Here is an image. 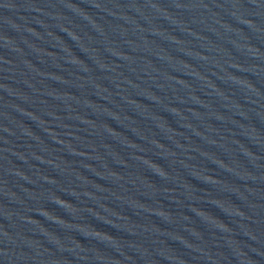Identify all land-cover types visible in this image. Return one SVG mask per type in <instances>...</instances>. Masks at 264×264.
<instances>
[{
  "label": "water",
  "instance_id": "95a60500",
  "mask_svg": "<svg viewBox=\"0 0 264 264\" xmlns=\"http://www.w3.org/2000/svg\"><path fill=\"white\" fill-rule=\"evenodd\" d=\"M0 264H264V0H0Z\"/></svg>",
  "mask_w": 264,
  "mask_h": 264
}]
</instances>
